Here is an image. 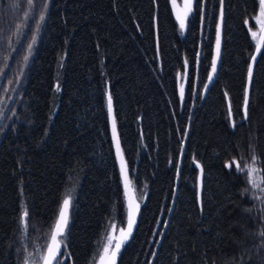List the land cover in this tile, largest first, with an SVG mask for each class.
I'll list each match as a JSON object with an SVG mask.
<instances>
[{
  "label": "trees",
  "instance_id": "obj_1",
  "mask_svg": "<svg viewBox=\"0 0 264 264\" xmlns=\"http://www.w3.org/2000/svg\"><path fill=\"white\" fill-rule=\"evenodd\" d=\"M257 5L194 0L182 30L170 0H0V80L19 62L0 88V264L43 249L68 187L75 195L61 264H90L109 222L123 224L107 92L130 181L143 196L116 264H149L157 242L151 264H214L245 244L242 181L225 165L254 146L264 166V45L244 119L254 49L245 21ZM217 21L220 65L203 92ZM33 35L31 54L23 53ZM186 63L198 88L192 95L187 86L182 100Z\"/></svg>",
  "mask_w": 264,
  "mask_h": 264
},
{
  "label": "rangeland",
  "instance_id": "obj_2",
  "mask_svg": "<svg viewBox=\"0 0 264 264\" xmlns=\"http://www.w3.org/2000/svg\"><path fill=\"white\" fill-rule=\"evenodd\" d=\"M170 2H171V7H172V10H173L175 19H176L179 27H181L180 26L181 25V20L178 19L177 16L179 15L181 18H183V22H184L183 29H184L186 27L187 20H188L189 14H190L189 13L186 17L184 16L185 0H175V5H173L172 0H170ZM193 7H194V0H193L192 11H193ZM258 12H259V0H258V5H257V10L255 11V13L249 19H247L248 23L246 24L247 28H248L249 35H250L251 39L253 40V44H254L253 46H255V44L257 43L258 36H259V33H260V28H261V25H260L259 20L257 18L258 17ZM219 19H220V15L218 17V20ZM4 22H6V21H4ZM217 25H218V21H217ZM4 28L6 29V24L4 25L3 29ZM216 30H217V27H216ZM9 32L10 31H9V28H8L7 29V35H8ZM252 32H256V33H258V35L253 37ZM1 34L6 35L4 32H1ZM216 39H217V35L214 38V45L216 44V41H217ZM28 44H29V41L27 42V44L24 45V47H23L24 49L22 50L23 53L25 51L28 52ZM20 53H21V50H20ZM212 53H213V51H212ZM13 57H14V55H13ZM18 63L19 62H17L14 65V68L12 69L14 71L10 72V76H8V78H6V83L13 79V78H11L12 74L15 75L17 73L16 68L18 66ZM198 63H200V60H198ZM198 71H199V68H198ZM189 74H190V70L188 68V64L186 63L184 65L183 69L180 72H178V91H179V94H180L179 95L180 99H182V100L187 97L184 94L185 90L187 89V86H190L191 88H193L192 89V95L196 93V90L198 88V78H199L198 72L195 73L194 77L193 76L189 77ZM208 76H209V74L207 75V79H208ZM2 79L3 78H1V80ZM3 81H4V79L0 82L1 83L0 84V88L6 89V86L2 87L3 86L2 83L6 84ZM181 85L183 86V95H181ZM204 86H205V84H204ZM19 88L20 87H18V91H19ZM4 89L0 90V99H2L1 97H2V93H4V91H3ZM16 99H17V103H18L19 102V98L18 97H16L14 100L12 99V101H13L12 103L16 102ZM194 101H195V98L193 99V104H194ZM2 108L3 107H1V105H0V114L2 113V111H1ZM3 109H6V108H3ZM10 109H8L7 111H9ZM253 147H251L250 150L247 151V152H241L238 156L231 157L230 160L228 161V164L231 165L230 167L235 171V174L242 181L243 189H242V192H241V198H242V205H243L242 210L244 212V219L245 220H244L243 227H241V231H242L241 233L246 238V240H245L246 242L243 245H239L240 248L237 247V248H235L234 251H232V253H235V254L231 258H228V259L220 258V260H217V262L214 263V264H264V250H262L259 247V245L262 243V240H261V238L258 235H255V233H257V232H259L261 230H264V219L260 218V212H259L260 208L264 207V205H261L259 200H253L252 199L254 194L256 196L260 195V193L257 192L255 189H250L249 190V192L247 194L248 198H245L242 195V193L244 192L245 188L249 187V185L247 184V174L246 173L240 174V173L237 172V163L239 164V166L241 168L244 167L245 163L251 165L252 164L253 155H255L257 160L259 161V157H258L257 153H255V151L253 150ZM233 161H235L236 163H233ZM254 167L261 168V165H260V163H257L256 165H254ZM256 179L259 180L260 176L257 175ZM134 194H135L136 204H139V208H140L143 196L137 190V188L136 189L134 188ZM74 195H75L74 194V190L71 187H68L66 192H65V194H64V196H63V198H62V201H61V203H60V205L58 207V211L56 213L55 219H54L53 224H52V226L50 228V231H49V233L47 235L46 242H44L43 249L40 250V248H41V246H40V247H35L33 252L32 251L30 253H29V251L27 252L28 255H26V257H28L30 260L34 258L35 261H36V264H43V262L40 259V257L42 255L46 254L47 244L51 242V233L54 230V226H55L56 220L59 218L60 208L63 205L64 199L65 198H69L70 199V204H69L68 209H67V225H66L65 234H64V237H63V240L65 241V239H66V236H65L66 235V231H67V228H68V225H69V221H70V218H71V203H72V199H73ZM249 208L252 209L251 213L245 211V209H249ZM138 211H139V209H138ZM125 220H126V214H125V219H124L123 224L118 223L116 220H112V221L109 222V224L104 229V231H103V233H102V235L100 237V240H99V242L97 244V248H96L95 254L92 257L90 264H99V257H100L101 254H103V248H104V245L107 243L108 235L111 233L114 237L118 238L120 229L124 228ZM29 254H31V255L29 256ZM60 254L64 258L65 256H67L68 252H67V250L62 249ZM25 258H24L22 264H25Z\"/></svg>",
  "mask_w": 264,
  "mask_h": 264
},
{
  "label": "snow or ice",
  "instance_id": "obj_3",
  "mask_svg": "<svg viewBox=\"0 0 264 264\" xmlns=\"http://www.w3.org/2000/svg\"><path fill=\"white\" fill-rule=\"evenodd\" d=\"M173 5H175V0H172ZM29 5L32 4V0H28ZM221 3H223V0H221ZM192 6H193V0H185V5H184V16L186 17L189 13L192 12ZM47 7V4L45 5ZM178 19L181 20V28L183 29L184 27V22L183 18H181L179 15L177 16ZM258 20L261 25L260 28V38H261V44H257L256 46V53L259 54L262 52V45H264V0H259V12H258ZM44 19V14L41 13V20ZM248 21H245V24H247ZM251 31V30H250ZM253 37L257 36L258 33L252 32ZM36 42V36H32V42L28 44V52L29 55L31 54V50L33 48V44ZM216 47H217V55L213 57L212 60V70L215 72L216 70V61L217 57L219 56L220 53V25H217V41H216ZM28 55H25L23 57L24 61L27 62L28 60ZM5 60L8 59V57L4 58ZM252 61L255 62L257 60V55H253L251 57ZM8 65L5 64V67ZM4 69H0V74H3ZM209 80H212V73H209ZM253 78V64L249 63L248 65V80L249 83L251 82ZM207 87V85H205ZM181 95H183V86L181 85ZM227 95V93H225ZM249 89L245 88L244 91V105H245V117L244 119H247V105L249 103ZM107 109L109 116H112V98L109 95L108 100H107ZM229 114L231 115V107H229ZM113 133H114V138H115V121L113 120ZM117 149L119 151V142L117 141ZM243 159V158H242ZM233 163H236L233 161ZM257 163H260V161L257 160L256 156L253 155L252 157V164L249 165L245 163L244 167L241 168L239 164L237 163V172L240 174H247V184L249 185L248 188H245L244 192L242 195L245 198H248V192L250 189H255L257 192L260 193L259 196H256L255 194L253 195L252 199L253 200H259L261 205H264V166L261 168H256L254 165ZM226 167H230L231 165L226 164ZM199 167V165H197ZM122 175L124 177V182H125V188L127 189L128 187V179H127V173L125 170V167L123 166L122 163ZM259 175L260 179L257 180L256 176ZM70 204V199L65 198L63 201V205L60 208L59 211V218L56 220L54 230L51 233V242L47 244V251L46 254L42 255L40 259L42 260L43 264H61L63 262L64 258L60 254L61 250L64 249L66 250L67 245L64 243L63 237L65 234V228L67 225V209ZM139 209V204H133L132 201H129L128 205V220H127V230L121 228L120 229V236L114 237L111 233L107 237V243L104 245L103 248V254L100 255L99 257V264H116V257L117 255L121 252L122 248L125 246L126 242L130 239V236L133 231V225L136 222V211ZM245 211L251 213L252 209H245ZM260 218L264 219V207H261L260 210ZM27 219H28V211L25 208L22 212V215L20 217V222L22 225V228L26 230V224H27ZM255 235H258L262 243L259 245V247L264 250V230H261ZM159 243V242H158ZM31 254H29L30 256ZM155 255V253H154ZM25 264H36L35 259H29L28 257L25 258Z\"/></svg>",
  "mask_w": 264,
  "mask_h": 264
},
{
  "label": "water",
  "instance_id": "obj_4",
  "mask_svg": "<svg viewBox=\"0 0 264 264\" xmlns=\"http://www.w3.org/2000/svg\"><path fill=\"white\" fill-rule=\"evenodd\" d=\"M219 25H220V29H221V21H219ZM257 44H261L260 35L258 37L257 43H256V45L254 47V50H253V52L251 54V57L253 55H257L258 56V54L256 53V46H257ZM216 55H217V47L215 48V52H214V56H216ZM251 57H250L249 63H252L254 65V62L252 61ZM220 58H221V33H220V53H219V56L217 57V61H216V70H215V72H213L212 65H211V69H210V72L209 73H212V77L213 78H212V80H209V78L207 79V81L205 83V85H207V87L204 86L203 92H205L210 87V85L213 83V81H214V79L216 77V73L218 71L219 65H220ZM248 86H249V80H248V71H247V78H246V86H245V88H248ZM109 95L110 94L107 92L106 93V103H107V100H108V96ZM112 109H113V106H112ZM108 119H109V128H110L111 140H112V144H113V148H114V153H115V156H116L117 164H118V167H119L120 176H121V182H122V187H123L124 202H125V207H126V220H125V225H124V228L123 229H125V231H126L127 230V220H128V216H127V213H128V205H129V201H132L134 205L136 204L135 194H134L133 187H132V185L130 183L128 169H127L126 161H125V158H124V155H123V151H122V148H121V144H120V140H119V135H118L117 127H116V122H115V138H114V133H113V120L115 121L114 111H112V116L111 117L109 116V113H108ZM117 141L119 142V151L117 149ZM183 144H184V141H183ZM182 151H183V148L181 149L180 156H179V160H178L177 171H176V178H175V184H177V180H178L179 166H180V162H181ZM122 163H123V166L125 167V170H126V173H127V179H128V187H127V189L125 188L124 177H123L122 171H121V169H122ZM195 165L196 166L199 165V167H197V168H198V188L200 189L202 169H201V166H200L199 162L196 161L195 162ZM170 210H171V207H170ZM135 211H136V217L135 218H137L138 209L135 210ZM134 225H133V228H134ZM120 234L121 233L119 232L118 237L120 236ZM159 239H160V237H159ZM157 246H158V242L156 243V246H155V248H154V250L152 252V255H151L150 260H149V264H151V261H152V258L154 256V253L156 251ZM118 255L116 257V260L118 258Z\"/></svg>",
  "mask_w": 264,
  "mask_h": 264
}]
</instances>
